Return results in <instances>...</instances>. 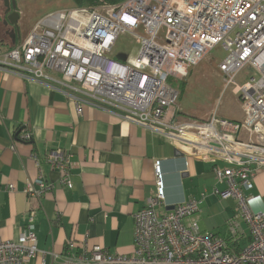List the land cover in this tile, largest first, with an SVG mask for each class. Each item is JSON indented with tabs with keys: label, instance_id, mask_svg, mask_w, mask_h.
<instances>
[{
	"label": "built area",
	"instance_id": "built-area-1",
	"mask_svg": "<svg viewBox=\"0 0 264 264\" xmlns=\"http://www.w3.org/2000/svg\"><path fill=\"white\" fill-rule=\"evenodd\" d=\"M123 35L134 40L138 52L112 60ZM218 45L227 54L220 71L226 87L237 85L243 121L217 114L207 120L181 118L180 93L170 82L185 81ZM247 67L254 75L240 85L237 78ZM0 70L60 86L78 114L85 107H99L184 145L191 158L212 164L218 185L226 186L215 187L214 195L238 204L227 222V237L203 232L193 217L207 194L167 211L165 174L157 161L155 192L134 216L135 252L114 256L95 246L75 255L76 244L69 240L64 264H264V212L252 208L261 196L248 195L264 170V0H126L60 11L38 22L5 53ZM30 140L24 134L23 141ZM71 157L63 149L47 156L60 175L59 184L70 190ZM53 188L39 178L27 183L25 193L41 198ZM36 216V210L29 211L18 240H0V264H31L37 257Z\"/></svg>",
	"mask_w": 264,
	"mask_h": 264
},
{
	"label": "crops",
	"instance_id": "crops-1",
	"mask_svg": "<svg viewBox=\"0 0 264 264\" xmlns=\"http://www.w3.org/2000/svg\"><path fill=\"white\" fill-rule=\"evenodd\" d=\"M5 20L0 3V59L22 39L14 42ZM187 87L191 86L187 83L184 92ZM184 95L180 117L193 119ZM243 119L241 110L233 121ZM24 134L31 135L30 142L23 141ZM57 149L72 156L71 190L59 184L58 171L47 162L48 154ZM187 152L184 145H174L99 107H85L78 114L66 90L52 82L0 70V240H18L29 211L36 210L40 253L31 264H64L69 240L76 244L75 255L95 246L114 256L132 255L134 216L147 207L156 189L155 162H162L165 174L167 211L182 202L201 200L204 191L203 195L210 194L206 184L216 180L212 164ZM39 178L54 188L41 198H30L27 183ZM9 185L15 186L13 192ZM219 186L226 189L218 183L215 187ZM248 195L261 196L252 208L264 212V170ZM232 216L225 219L223 233L216 235L228 236Z\"/></svg>",
	"mask_w": 264,
	"mask_h": 264
},
{
	"label": "rangeland",
	"instance_id": "rangeland-1",
	"mask_svg": "<svg viewBox=\"0 0 264 264\" xmlns=\"http://www.w3.org/2000/svg\"><path fill=\"white\" fill-rule=\"evenodd\" d=\"M16 5L21 18L19 24L21 40L26 39L33 27L48 15L77 8L73 0H16ZM114 52L115 56L110 57L112 60H121V57L129 58L137 54L138 45L130 36L123 35L117 40ZM226 55L223 45H218L198 66L190 70V76L185 81L174 80V85L180 93L179 101L184 93V98L189 99V105L193 108V120H207L213 114L226 120L238 118L242 110V103L237 85L226 87L224 74L220 71V65ZM253 75L254 70L247 67L238 76L237 83L243 85L250 81ZM187 83L191 87H187L184 92L181 89V84H185L186 87ZM219 165L226 166L224 163H219ZM216 184V180L215 183L208 182L206 184V189L210 194L206 192L207 199L203 202L199 214L193 217V220L199 222L203 230L213 234L223 233L226 227L223 224L225 219L228 215H234L238 206L234 199L222 201L219 197L213 196ZM194 186L198 187V183L195 182ZM203 188L204 185L200 187V189ZM219 188L223 189V186H219ZM204 192L201 194V199ZM244 228L249 232L246 223H244ZM247 244V241L242 242L243 247Z\"/></svg>",
	"mask_w": 264,
	"mask_h": 264
},
{
	"label": "water",
	"instance_id": "water-1",
	"mask_svg": "<svg viewBox=\"0 0 264 264\" xmlns=\"http://www.w3.org/2000/svg\"><path fill=\"white\" fill-rule=\"evenodd\" d=\"M4 7L6 9L5 11V26L11 28V34L12 38L14 39V42L17 38L20 36V30H19V21H20V14L17 11V5L16 0H5ZM122 60H125L124 57H121ZM174 210V206L170 208V211Z\"/></svg>",
	"mask_w": 264,
	"mask_h": 264
},
{
	"label": "trees",
	"instance_id": "trees-1",
	"mask_svg": "<svg viewBox=\"0 0 264 264\" xmlns=\"http://www.w3.org/2000/svg\"><path fill=\"white\" fill-rule=\"evenodd\" d=\"M125 1L126 0H73L77 8H90V9L95 8L103 3L110 4V5H117ZM170 83L175 87L173 80ZM184 88H185V84H181V89L184 90Z\"/></svg>",
	"mask_w": 264,
	"mask_h": 264
},
{
	"label": "flooded vegetation",
	"instance_id": "flooded-vegetation-1",
	"mask_svg": "<svg viewBox=\"0 0 264 264\" xmlns=\"http://www.w3.org/2000/svg\"><path fill=\"white\" fill-rule=\"evenodd\" d=\"M4 2L5 0H0V3H2V8L6 11L5 7H4ZM7 17V16H6ZM12 30V29H11ZM11 30L8 32L9 35H12L11 34Z\"/></svg>",
	"mask_w": 264,
	"mask_h": 264
}]
</instances>
